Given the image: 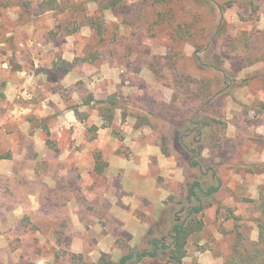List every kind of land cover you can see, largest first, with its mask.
<instances>
[{"label": "rangeland", "instance_id": "1", "mask_svg": "<svg viewBox=\"0 0 264 264\" xmlns=\"http://www.w3.org/2000/svg\"><path fill=\"white\" fill-rule=\"evenodd\" d=\"M108 1L0 0V264L117 263L193 180L183 264H261L264 0Z\"/></svg>", "mask_w": 264, "mask_h": 264}, {"label": "trees", "instance_id": "2", "mask_svg": "<svg viewBox=\"0 0 264 264\" xmlns=\"http://www.w3.org/2000/svg\"><path fill=\"white\" fill-rule=\"evenodd\" d=\"M123 0H109L106 3L101 5L102 9L109 8L111 6H116L121 3ZM165 1V0H160ZM99 31L101 30V23H99L96 27ZM192 83V82H189ZM197 88L191 90L189 87H186V95L190 99L195 97L200 100H205L210 94V91L207 89L205 84H202L200 81H195ZM107 101H103L102 104L106 105L105 108L108 111L102 114L106 124H110L114 118V111L111 105H115V96L111 95ZM91 101V99L86 100V103ZM101 103V102H99ZM202 122L203 125H206V121L198 120V122ZM202 126V124H201ZM199 129L201 127L198 125ZM164 140V139H163ZM163 143H165L163 141ZM164 149V148H163ZM198 154V152H194V155ZM95 166L94 171L97 173H101L103 170V163H101V156L100 154H96L95 156ZM194 165H198L197 162ZM219 181L218 178H216ZM219 190V186L211 185L207 187L205 190L201 188V184L198 180H193L191 183L187 185V206H183L179 211H176V215L174 214L173 224L168 227V221L166 224L161 225L159 221V226L156 225L153 232L149 233V237L147 239V243L149 248H145L142 250H134L131 249L126 254H124L120 260L115 263L110 259H107V254L102 253L100 259L97 262H93L92 264H133V263H140L145 258L159 260L158 256L161 253L164 258L165 262L168 264H183V259L186 257L187 249L186 245L188 242L189 237L195 233L199 232L204 223L199 216L202 213L203 206H202V197L203 196H211L215 194ZM172 199V197H170ZM190 200H194V204H190ZM179 206L183 203L175 202ZM170 211L175 212V209L172 208ZM180 213H183V216H179ZM235 219H239L238 216ZM260 232H261V240L264 241V223H259ZM169 228V229H168ZM167 229V236L159 237L156 236V233H161ZM169 237V242H166V239ZM74 257V256H73ZM81 264H86L85 262H81ZM261 264H264V257L261 258Z\"/></svg>", "mask_w": 264, "mask_h": 264}]
</instances>
